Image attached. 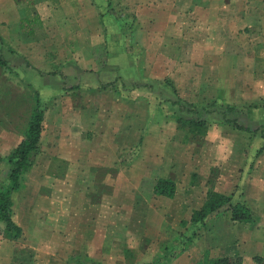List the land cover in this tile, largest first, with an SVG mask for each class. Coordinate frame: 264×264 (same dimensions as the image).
Wrapping results in <instances>:
<instances>
[{
  "label": "rangeland",
  "instance_id": "obj_1",
  "mask_svg": "<svg viewBox=\"0 0 264 264\" xmlns=\"http://www.w3.org/2000/svg\"><path fill=\"white\" fill-rule=\"evenodd\" d=\"M246 5L252 8L250 15L226 17L235 20L244 36L254 33L241 40L264 45V0L238 1L229 8ZM84 8V19L78 20L74 8L64 10L63 0H0L1 157L24 137L37 105L45 109L42 155L34 158L21 189L13 194L12 218L22 233L7 237L0 224V264H203L205 257L218 258L195 241L213 236L211 244L226 249L240 228L222 214L209 220L205 232L204 223H193L191 217L206 200L213 179L231 202L244 200L250 187L254 194L260 189L247 178H264L263 92L239 105L217 100L198 105L186 86L179 85L176 97L140 94L135 100L113 82L93 87L86 79L79 84L70 65L64 69L62 92L60 68L76 62L73 51L82 31L91 34L95 47L97 35L104 41L103 25L91 6ZM258 53L264 67V55ZM78 61L84 71L92 70L91 64ZM259 84L262 89L264 73ZM143 89L141 83L131 87ZM92 135L94 151L114 150V163L104 154L94 158L102 163L98 168L48 155L52 141L71 152ZM243 143L247 145L240 148ZM9 169L6 159L1 160L0 186ZM220 173L224 177L219 180ZM159 178L174 180V196L153 192ZM227 206L216 211L227 212L231 220ZM236 253L231 257L243 264Z\"/></svg>",
  "mask_w": 264,
  "mask_h": 264
},
{
  "label": "crops",
  "instance_id": "obj_2",
  "mask_svg": "<svg viewBox=\"0 0 264 264\" xmlns=\"http://www.w3.org/2000/svg\"><path fill=\"white\" fill-rule=\"evenodd\" d=\"M238 1L63 0L64 10L70 8L72 11L74 8L72 12L78 20L84 19V6H91L96 19L103 25L101 33L104 41H99L100 36L97 35L99 40H96L95 47L91 44V41L93 42L91 34L82 31L75 44L76 52L73 51L76 62L63 63V67L60 68L63 79H60V84L57 80L58 88L63 92V82L67 76L64 69L67 70L70 65L73 73L79 76L77 80L79 84H84L86 79L90 80L93 87L113 82V85L119 84L123 88L121 90L132 95L135 100L139 99L140 94H148L152 99L156 96L173 98L178 94L177 89L179 90L181 85L186 86L188 92L193 94L189 98L198 105L211 100L230 105L251 102L249 99H252L256 92H263L264 95V87L259 88V79L264 73L262 72L264 67H260L257 61L260 59L259 50L260 55H264V45L246 39L241 40L253 36L254 33L250 31L244 36L245 33H241L236 27L235 20L229 21L226 17L242 18L250 15L252 8L248 5L240 10L229 8V5ZM255 35L259 36L257 32ZM79 57L91 64L92 70L84 71L78 61ZM56 77L61 78L58 73ZM138 83L143 84L144 89L138 92L131 90V87ZM214 126L222 127L218 124ZM44 133L45 130L42 129L35 161L40 154L42 155ZM94 137L95 135H92L89 142L83 141L80 147L72 148L71 152L62 150L57 147L58 143L52 141L51 153L48 155H58L70 164L90 165L91 168L102 165L94 158H100L103 154L104 158L111 155L114 159L110 162L114 163L116 159L114 150L111 153L104 151L101 155L94 151L92 145ZM260 141L257 140V143ZM243 145L247 143L238 146L242 148ZM123 153L124 150L119 155ZM222 177L224 174L220 173L217 179L220 180ZM259 178L253 177L251 181L247 178L249 184L257 186L260 184V189L254 194L250 187L244 200L240 201L252 214V221L248 227L242 222L230 220L227 212H211L203 220L204 230L207 232L209 220L221 219L223 214L226 222L240 228L239 236L232 237L234 244L222 249L221 244H211L213 238L211 236L204 237L205 241L204 238L195 241L196 245L204 244L207 250L205 252L211 250L212 255L216 257H231V253L239 255L236 253L239 252L243 256V264L251 263L254 256L264 258V178L262 180ZM218 182L213 179L207 191L213 190L223 194V191L218 189ZM247 196L254 199H248L249 202L246 200ZM218 231L219 224H216V234ZM255 242L256 249L249 250L248 246L252 247V243ZM241 246L247 248L244 251L232 249Z\"/></svg>",
  "mask_w": 264,
  "mask_h": 264
},
{
  "label": "trees",
  "instance_id": "obj_3",
  "mask_svg": "<svg viewBox=\"0 0 264 264\" xmlns=\"http://www.w3.org/2000/svg\"><path fill=\"white\" fill-rule=\"evenodd\" d=\"M38 104V93L35 92ZM256 107V106H254ZM45 109L37 105L34 110L24 137L16 144L12 151L4 158L0 156V161L6 159L10 165L7 174L6 184L0 186V224L4 225L7 237L18 238L22 233V228L13 220V194L19 190L23 182V176L30 170L34 163V157L39 151L41 132L43 129ZM234 126L238 129L250 131L247 127ZM264 140V132L262 134ZM176 187L173 180L169 178H159L153 187V192L157 195L172 197ZM231 196L220 194L213 190H208L206 200L200 209L194 210L191 221L203 224L204 218L211 212L219 210L224 204H228L227 210L231 214V219L239 222L249 223L252 221L250 210L241 202H231ZM191 239H189L190 241ZM81 261V260H79ZM253 261L257 264H264V258L254 256ZM81 263V262H79ZM203 264H240L238 259L233 257L206 258Z\"/></svg>",
  "mask_w": 264,
  "mask_h": 264
}]
</instances>
